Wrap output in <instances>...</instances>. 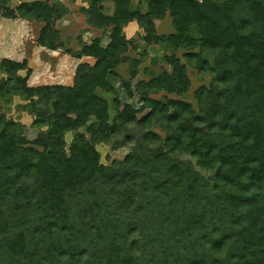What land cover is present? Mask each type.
<instances>
[{"label": "trees", "instance_id": "1", "mask_svg": "<svg viewBox=\"0 0 264 264\" xmlns=\"http://www.w3.org/2000/svg\"><path fill=\"white\" fill-rule=\"evenodd\" d=\"M10 4L1 17L44 23L40 46L95 62L45 85L29 84L27 59L0 62V101L19 98L40 129L29 139L0 112V264H264V0H88L103 32L77 50L62 6ZM133 21L163 52L148 80L127 54ZM189 68L213 75L197 109L182 98ZM130 129V152L103 163L97 145Z\"/></svg>", "mask_w": 264, "mask_h": 264}, {"label": "rangeland", "instance_id": "2", "mask_svg": "<svg viewBox=\"0 0 264 264\" xmlns=\"http://www.w3.org/2000/svg\"><path fill=\"white\" fill-rule=\"evenodd\" d=\"M11 7L15 8L19 4V0H10ZM50 4H57L63 7L64 15L57 19L56 25L61 30L64 38H71V42L68 44L72 49H80L82 45L79 43L78 38L80 35L83 36V41L88 42L91 38L100 36L103 32L101 28H97L92 25L90 14L88 12V0H43ZM138 1V0H136ZM104 11L108 14L113 13V4H104ZM41 25L32 21H24L22 19H7L0 16V62L2 56L5 54L6 50L4 46L7 47L8 43L14 42L16 45L11 47L13 53L18 56V53L26 51L28 56H32L30 52L34 53L37 51L33 41L39 32ZM157 30L159 34L172 33L174 31L172 18L170 16L163 20L157 22ZM123 34L131 39V48L127 53L130 57L141 58L142 63L139 66V75L135 81L144 78L149 79L151 77L150 70H159L162 64L160 58L163 52L159 46L148 45L144 40L143 28L135 21L129 22L123 29ZM108 41V38H106ZM49 53L39 52L36 54L35 58L32 59V65L34 66L32 73L35 80L29 82L30 85L39 84H49L55 82L62 83H73L74 72L76 70V65L78 62L74 61L71 55H67L63 49H57L52 51L49 49ZM4 53V54H3ZM179 55L182 57L184 62H187L184 57L185 50H180ZM44 54L46 55L44 57ZM55 56H50V55ZM49 55V56H48ZM63 57V59H62ZM84 61H89L94 63L93 57L83 58ZM156 61V63H155ZM127 65L121 67V73L124 77H129L127 73ZM25 71H21L24 74ZM189 74L192 79V86L188 93H186L182 98L193 104L197 109L198 102L194 95L196 89L201 86H209L212 82L213 75L210 72H200L196 69L189 68ZM3 76L0 71V79ZM32 76V77H33ZM31 77V78H32ZM98 92L105 95L110 102L113 96L111 94H105L103 90L99 89ZM160 95H157L159 97ZM19 98H15V101L10 107L3 101H0V112H4L8 117H12L17 121L24 124L25 128L23 133L29 138H35L40 129L33 126L34 117L28 110H24L17 107ZM91 119V118H90ZM44 130V128H42ZM84 130V128H82ZM134 131L130 129L129 131H124L119 139L115 137L108 142H103L97 145L99 152L101 153V161L105 164H110L113 160H122L130 152L133 147L132 142H124L125 136L128 132ZM74 132H68L65 136L67 144H70L74 139Z\"/></svg>", "mask_w": 264, "mask_h": 264}, {"label": "crops", "instance_id": "3", "mask_svg": "<svg viewBox=\"0 0 264 264\" xmlns=\"http://www.w3.org/2000/svg\"><path fill=\"white\" fill-rule=\"evenodd\" d=\"M7 19H11V18H7ZM14 19H20V18H14ZM22 20H24V19H22ZM24 21H28V20H24ZM33 22H35V23H37V24H40L41 25V27H40V29H39V32H38V34L36 35V37H35V40L33 41V43L35 44V45H33V47L35 46L36 47V49H37V51H35L34 53H32V52H30V54H32V56H28L26 53V51H23V52H21V54L20 53H18V56L17 55H15V53H13V50H11V47H13V45L15 46L16 44L14 43V42H9L8 43V45H7V47L6 46H4L5 47V51H4V55L2 56V59L3 58H10V59H13V60H17V61H23L24 59H27L28 60V63H29V67H30V69L32 68V72H31V77L33 76V72H34V70H33V68H34V66L32 65V59H34L35 58V56H36V54L39 52V55L40 54H42V53H49L48 51H49V49L48 48H46V47H43V46H40V44H38V42H37V37H38V35H39V33H40V31H41V29H42V27L44 26V23H40V22H37V21H32V23ZM0 33H1V29H0ZM0 44H1V38H0ZM50 50H52V51H56V50H53V49H50ZM45 53V54H46ZM44 54V57L46 56ZM67 55H71V54H69V53H66ZM50 55V54H49ZM48 55V56H49ZM50 56H55V55H50ZM72 56V55H71ZM85 57H87V56H85ZM85 57H83V58H85ZM72 58H73V60L74 61H76V60H78V61H80L81 60V62H83L84 60H83V58H77V57H74V56H72ZM87 58H90V57H87ZM62 59H63V57H62ZM95 60V59H94ZM80 62H78L77 63V65L79 64ZM77 65H76V67H77ZM75 74V73H74ZM30 77V79H29V82H31V80L32 81H34L35 80V77L36 76H33L32 78ZM56 83H60V84H72V83H62V82H55V83H49V84H56ZM48 84V83H47ZM39 85H45V84H39Z\"/></svg>", "mask_w": 264, "mask_h": 264}]
</instances>
